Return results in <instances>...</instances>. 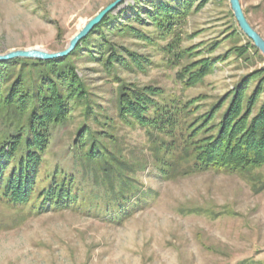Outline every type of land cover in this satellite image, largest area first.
Returning <instances> with one entry per match:
<instances>
[{
	"label": "rangeland",
	"instance_id": "rangeland-1",
	"mask_svg": "<svg viewBox=\"0 0 264 264\" xmlns=\"http://www.w3.org/2000/svg\"><path fill=\"white\" fill-rule=\"evenodd\" d=\"M113 1L0 0V55L64 51ZM239 1L264 39V0ZM150 2L141 0L139 10H149ZM137 6L135 0L121 3L107 15L118 23L110 30L102 27L88 40L90 46L69 58L87 102H73L69 118L50 128L40 175L58 170L71 176L83 205L37 214L29 206L0 201V264H264V167L250 173L209 170L184 175L188 161L182 156L181 128L172 136H159L120 118L117 108L123 87L150 86L161 91V104H173L177 111L187 105L182 124L214 111L220 120L243 80L264 70V56L240 31L229 0H197L174 21L171 32L152 25L143 11V21L134 20L131 9ZM102 45L124 59L134 54L143 63L137 67L128 61L127 67L108 69L111 52L96 54ZM238 50H245L244 55ZM202 59L214 62L213 71L185 87L177 75ZM257 85V79L251 81L247 94ZM263 101L264 92L255 109ZM88 106L92 112L85 115ZM2 121L0 111V136L8 132ZM82 128L103 146L105 160L88 162L83 155L88 147L74 146ZM161 138L164 144L173 141L170 152L167 146L155 151ZM168 161L174 162L171 167L164 166ZM103 166L127 175V183L136 187L129 216L120 221L106 218L96 207L109 199L108 187L101 182Z\"/></svg>",
	"mask_w": 264,
	"mask_h": 264
},
{
	"label": "trees",
	"instance_id": "trees-1",
	"mask_svg": "<svg viewBox=\"0 0 264 264\" xmlns=\"http://www.w3.org/2000/svg\"><path fill=\"white\" fill-rule=\"evenodd\" d=\"M150 1L149 10H139L141 0H135L138 6L131 9L133 19L142 22L140 15L144 12L152 25L169 32L174 21L184 17L197 2ZM115 23H118L116 18L106 16L66 58L52 61L15 59L0 63V111L3 113L2 122L8 128V132L0 136V201L12 206H29L37 214L83 205L78 186L71 176L54 170L51 175L41 177V166L49 147L50 128L69 118L73 102H87V92L69 58L90 46L88 40L92 35L100 34L102 27L110 30ZM108 51L110 55H107ZM238 52L244 55L245 50ZM183 53L188 55L189 52ZM96 54L100 57L107 55L108 69L114 65L127 67L128 61L137 67L143 63L134 54H130L129 59L122 58L111 46L98 47ZM213 68L214 62L198 60L184 67L177 79L185 87H192ZM254 79L258 80V85L248 95L247 89ZM263 92L264 70H260L245 78L236 88L220 120L215 116L218 111H214L188 124L181 123L183 109L187 105L177 111L173 104H161L158 101L161 91L156 87L148 86L141 90L123 87L118 95L117 108L120 118L130 119L159 136H172L176 129L181 128L182 156L188 161L182 171L184 175L209 170L250 173L264 167V101L255 109ZM91 112L88 106L85 115ZM10 115L16 117L12 118L15 122L9 120ZM89 131L82 128L74 146L88 147L83 154L88 162L105 160L107 154L103 152V146ZM159 136L152 138L158 140ZM160 140L155 151L161 153L167 146L166 153L170 152L172 149L168 146H172L173 141L164 144V139ZM173 163L168 161L164 166L171 167ZM102 173L101 182L108 187L109 199L96 207L110 220L125 219L129 216L130 201L136 187L131 181L127 183V175L122 176L118 170L108 172L103 166Z\"/></svg>",
	"mask_w": 264,
	"mask_h": 264
},
{
	"label": "water",
	"instance_id": "water-1",
	"mask_svg": "<svg viewBox=\"0 0 264 264\" xmlns=\"http://www.w3.org/2000/svg\"><path fill=\"white\" fill-rule=\"evenodd\" d=\"M126 0H114L111 4L101 10L95 17L90 19L83 28L71 39L69 46L61 52L47 53L39 49L17 50L0 55V63L12 61L17 58L32 59L40 61L58 60L68 56L92 30L109 14L114 12L121 3ZM230 8L240 31L253 43L254 47L264 56V39L256 32L248 22L239 0H229Z\"/></svg>",
	"mask_w": 264,
	"mask_h": 264
}]
</instances>
